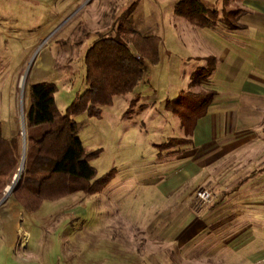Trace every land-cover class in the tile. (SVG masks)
Instances as JSON below:
<instances>
[{
    "label": "rangeland",
    "instance_id": "obj_1",
    "mask_svg": "<svg viewBox=\"0 0 264 264\" xmlns=\"http://www.w3.org/2000/svg\"><path fill=\"white\" fill-rule=\"evenodd\" d=\"M178 1L0 0V122L3 136L18 137L20 143L16 174L25 166L24 140L27 156L26 113L32 83L55 82L56 104L65 111L87 87L84 56L99 35L125 22L162 38L159 61L148 62L146 76L133 92L116 96L111 106L102 107L99 117L87 112L74 116L86 149L98 152L91 159L97 177L111 172L109 183L96 193L78 191L44 200L29 211L16 200L14 190L4 199L14 176L0 197V264H264L263 184L241 187L235 206H227L230 219L210 227L205 223L202 229L195 223L184 227L174 218L166 222L168 213L184 216L185 209L200 215L218 197L212 191L208 203L198 202V190H212L210 177L194 192L190 180L167 193L166 150L157 146L182 131L168 101L182 91L201 89L189 87L193 65L205 66L194 57L214 55L222 60L232 37L251 39L255 58L249 66L264 69V59H256L260 42L264 43V30L256 31V24L264 16L246 11L244 0L201 1L218 9L220 17L223 11H236L231 20L239 28L250 25L248 32L229 31L221 19L210 27L196 26L175 14ZM134 2V9L123 17ZM223 61L211 87L203 83L201 93L214 88L221 98L225 96L232 61L230 57ZM238 67L241 73L243 66ZM130 107L133 113L126 115ZM259 151L263 153L262 148ZM233 186L234 182L229 189ZM184 196L190 207L182 206Z\"/></svg>",
    "mask_w": 264,
    "mask_h": 264
},
{
    "label": "trees",
    "instance_id": "obj_2",
    "mask_svg": "<svg viewBox=\"0 0 264 264\" xmlns=\"http://www.w3.org/2000/svg\"><path fill=\"white\" fill-rule=\"evenodd\" d=\"M134 7L135 2L123 17ZM174 12L200 27L213 26L221 19L228 28H239L231 20L232 15H238L236 11H223L220 17L218 9L206 6L201 0H180L174 5ZM161 41V36L141 33L125 22L119 23L113 32L99 35L84 56L87 87L65 111L56 104L58 85L55 82L38 81L30 85V105L26 113L27 156L24 171L13 191L26 210H37L44 200H56L78 191L96 193L109 183L111 172L97 177L91 159L98 152L86 149L74 116L87 112L99 117L102 107L111 106L116 96L133 92L146 76L148 62L159 61ZM206 60L205 66L191 74L190 87L207 82L215 71L217 58L209 56ZM214 96L213 92L182 91L168 101L167 108L180 116L189 133L197 119L206 113ZM131 113L132 107L126 115ZM189 142L185 138H170L158 146L167 150ZM20 153L18 137L6 139L0 122V197L18 171Z\"/></svg>",
    "mask_w": 264,
    "mask_h": 264
},
{
    "label": "crops",
    "instance_id": "obj_3",
    "mask_svg": "<svg viewBox=\"0 0 264 264\" xmlns=\"http://www.w3.org/2000/svg\"><path fill=\"white\" fill-rule=\"evenodd\" d=\"M243 6L251 14H258L261 16L260 18L264 16V0H244ZM248 26L250 27V25H244L239 29L248 32ZM227 29L229 31L239 30ZM257 30H264V20L259 19L256 24ZM252 43L255 41L232 37L230 47L227 48V57H222L221 60L215 56L217 58L216 69L203 85L211 87L212 77L224 62L223 60L229 57L232 61L228 70L229 73L231 72L229 75L231 80L225 87V96L222 98L217 89H208V92L215 93V96L207 107L206 113L197 119L191 132H187L180 116L172 112L179 117V127L182 131L180 130L179 137H169L166 141L170 138H185L190 142L164 152L166 157L163 159L168 167L166 192L171 194L179 188H183L184 184L190 180H193L194 189L192 190L194 192L196 187L202 184L203 179L210 177L212 178L209 181L212 183V191L218 194V197L200 215L195 211L187 212L185 209L184 216L176 217V214L174 216L168 213L169 218L166 219V222L172 221L174 218L175 221H179V224L183 223L184 227L190 223H195L199 229H202L201 223L210 227V223L230 219L227 206H235V198L238 197L236 193L241 187L251 185L254 188L257 185H264V126L262 127L264 120V69L255 70L249 66L252 57L255 58ZM262 43L260 42L259 55L256 56L259 61L264 59V43ZM209 56H195L194 58L197 62L200 61L206 65V58ZM189 59H193L192 56ZM197 64L193 65V72L201 66H197ZM240 64L243 66L241 73L238 69ZM245 71L246 73H244ZM241 76H243L242 79ZM203 85H198L201 88L200 91L193 92L201 93L202 89H205L202 87ZM259 148H262L263 153L259 151ZM245 150L248 152L239 157L238 155ZM164 154L160 153L161 156ZM261 157L262 161H260ZM255 159L258 160V163L250 167L255 163ZM233 182L235 186L229 189ZM183 193L187 195L186 191ZM182 201L184 208L190 207L191 202L188 203L185 196Z\"/></svg>",
    "mask_w": 264,
    "mask_h": 264
},
{
    "label": "built area",
    "instance_id": "obj_4",
    "mask_svg": "<svg viewBox=\"0 0 264 264\" xmlns=\"http://www.w3.org/2000/svg\"><path fill=\"white\" fill-rule=\"evenodd\" d=\"M212 190L208 189V188H202L201 190L197 191V199L198 202L200 203V206H203L205 203H208L211 198H212Z\"/></svg>",
    "mask_w": 264,
    "mask_h": 264
},
{
    "label": "water",
    "instance_id": "obj_5",
    "mask_svg": "<svg viewBox=\"0 0 264 264\" xmlns=\"http://www.w3.org/2000/svg\"><path fill=\"white\" fill-rule=\"evenodd\" d=\"M25 77H26V75H25ZM23 134H25V126H23ZM22 160H24V161L26 160V141L25 140H24V152H23ZM22 172H20V176L19 177H18V174L15 175V179H14L12 185L9 186L10 189L9 190L7 189V194H5L4 199L7 198L8 194H9V191L11 193L15 189L16 184L18 183L19 179L21 178Z\"/></svg>",
    "mask_w": 264,
    "mask_h": 264
},
{
    "label": "bare ground",
    "instance_id": "obj_6",
    "mask_svg": "<svg viewBox=\"0 0 264 264\" xmlns=\"http://www.w3.org/2000/svg\"><path fill=\"white\" fill-rule=\"evenodd\" d=\"M23 164H25V161H24V160L22 161V165H23ZM23 169H24V168H23ZM23 169H22V167L20 168V170H19V172H18V177L20 176V172H22ZM18 177H17V178H18ZM9 189H10V188H8V190H9ZM9 195H10V191H9Z\"/></svg>",
    "mask_w": 264,
    "mask_h": 264
}]
</instances>
